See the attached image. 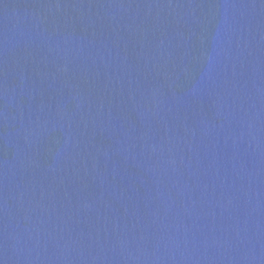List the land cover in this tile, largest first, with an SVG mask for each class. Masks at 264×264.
<instances>
[{"label":"water","instance_id":"95a60500","mask_svg":"<svg viewBox=\"0 0 264 264\" xmlns=\"http://www.w3.org/2000/svg\"><path fill=\"white\" fill-rule=\"evenodd\" d=\"M0 264H264V0H0Z\"/></svg>","mask_w":264,"mask_h":264}]
</instances>
